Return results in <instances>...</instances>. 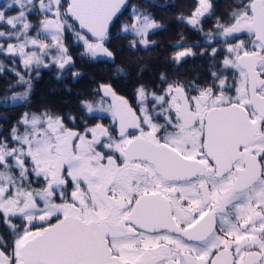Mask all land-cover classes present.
I'll list each match as a JSON object with an SVG mask.
<instances>
[{
  "label": "snow or ice",
  "instance_id": "6c2138e0",
  "mask_svg": "<svg viewBox=\"0 0 264 264\" xmlns=\"http://www.w3.org/2000/svg\"><path fill=\"white\" fill-rule=\"evenodd\" d=\"M234 9L206 33L212 0L177 17L223 45L203 83L161 73L130 103L101 82L75 114L0 116V264H264V0ZM160 28L128 0H0V73L16 77L0 109L30 107L41 69L75 66L69 35L119 78L111 40L147 49Z\"/></svg>",
  "mask_w": 264,
  "mask_h": 264
},
{
  "label": "trees",
  "instance_id": "16d2710c",
  "mask_svg": "<svg viewBox=\"0 0 264 264\" xmlns=\"http://www.w3.org/2000/svg\"><path fill=\"white\" fill-rule=\"evenodd\" d=\"M237 2L238 0H213V10L215 14L203 19L202 27L204 33L208 32L207 29L212 26L210 21L215 23L217 17L222 20L227 19L228 13L235 10L234 5ZM128 3L130 5L135 4L142 9L148 10L155 20L161 24V28L155 31L153 30L154 32L152 31L149 35V40L155 43L147 49L140 47L136 50H131L126 47L128 40L132 38L131 36L126 40L113 38L110 44H108V47L115 52L116 64L124 67L128 73L127 75L115 78L112 72V68L115 67V65L81 58L79 53L82 48L76 46L71 41L69 35L66 43L70 45V51H72L75 66L65 72L59 79L57 78L56 68L43 70L44 72L41 73L38 79H33L30 107H21L20 109L35 111L41 108H50L54 112L65 115L68 113L75 114L80 99L90 96L95 89V87H93L92 91L89 92L87 87L81 82L88 71L94 67L98 68V73L94 76H96V80H98L99 83H111L118 93L126 95L135 92L139 84H145L147 87L151 84L152 88L153 82L147 84L146 81L155 76L156 73H178L180 71L179 67L182 65L181 63H175L171 57L176 51L183 50L184 47L192 46V50L196 55L186 57L182 62H192L196 57L209 56L201 55L199 54V50H196V42H206L204 34L193 29L187 23L177 20V17L181 13L186 16L191 13L195 0H128ZM126 19L127 14L121 16V20ZM164 19L166 22H164ZM166 23L169 28H174L173 36L169 35L166 37V30L164 29V24ZM116 31V28L112 29L113 33H116ZM178 41L182 47H177ZM217 56H221L220 52ZM8 63L10 64V62ZM17 66V70L23 72L22 68L19 67V62H17ZM102 66H104V69ZM182 67L184 69L192 68L193 63H185ZM103 70L105 71L102 75ZM73 71H79L81 75L78 78H73L71 75ZM120 80L123 81L118 84ZM15 82V75L8 71L6 67L5 71L0 73V93H3L10 84H15ZM17 114L18 113H6L9 123L14 121L15 117L16 119L19 117Z\"/></svg>",
  "mask_w": 264,
  "mask_h": 264
},
{
  "label": "flooded vegetation",
  "instance_id": "af4514ba",
  "mask_svg": "<svg viewBox=\"0 0 264 264\" xmlns=\"http://www.w3.org/2000/svg\"><path fill=\"white\" fill-rule=\"evenodd\" d=\"M212 4H213V0H212ZM211 27L209 29H211L214 26V23L211 22ZM207 29V30H209ZM211 47L213 46H208V44L203 41V42H196V50H199V54L206 50L208 52L209 56H204V57H196L194 58L193 61V67L192 68H187L184 69L183 67H179V72L178 73H165L169 79V81L173 80V79H180L183 80L185 82H191L192 80H197L198 82L203 83L205 81L204 77L206 76V79L209 77L210 72L212 70H215L213 68V65L215 64L216 66H219V61L222 60V57H215V59H213L212 55H211ZM221 49V48H219ZM221 51H223V49H221ZM220 51V54H221ZM222 55V54H221ZM208 66V67H203V66ZM209 71V72H208ZM203 78V80H202ZM149 88H151V84L149 86ZM119 95L124 96L126 99L129 100L130 103H135V92L132 93H128L126 95L124 94H120ZM105 122H107V120H105Z\"/></svg>",
  "mask_w": 264,
  "mask_h": 264
},
{
  "label": "rangeland",
  "instance_id": "374dc122",
  "mask_svg": "<svg viewBox=\"0 0 264 264\" xmlns=\"http://www.w3.org/2000/svg\"><path fill=\"white\" fill-rule=\"evenodd\" d=\"M185 1H188V0H185ZM226 5H227V3H226ZM225 5V6H226ZM164 13V12H163ZM34 21L35 20H37V18L36 17H33L32 18ZM164 22H166V20L164 19ZM169 24V23H168ZM169 25H171V26H173L172 24H169ZM164 29L166 30V37L167 36H173V31H174V28H169V26L167 25V23L166 24H164ZM155 31V30H154ZM153 31V32H154ZM211 46H213V47H217V48H221V49H223V45L222 44H219V43H213ZM82 51V50H81ZM80 51V52H81ZM70 54L72 55V51H70ZM221 56H216V57H222L223 58V55H224V51H221ZM159 59V58H158ZM185 63H189V64H192L193 63V61L192 62H189V61H187V62H181V65L182 66H184V64ZM181 66V67H182ZM203 66V65H202ZM203 67H208V66H203ZM51 68H55V66H53V67H51ZM102 68L104 69V66H102ZM49 69V68H48ZM23 70V69H22ZM43 70H45V69H41L40 70V75H41V73L42 72H44ZM162 70V69H161ZM24 71V70H23ZM105 70H103L102 71V75H103V72H104ZM209 72V71H208ZM98 73V68H96V67H94V68H92L91 70H89L88 71V73L86 74V76L84 77V78H82V80H81V82L87 87V90L89 91V92H91L92 91V88L93 87H95V88H97V86L99 85L98 83V80H96V76H94V75H96ZM168 73V72H167ZM33 76H35V73H33L32 74ZM93 75V76H92ZM160 75H161V72L160 73H156L155 74V76H153L151 79L149 78L147 81H146V83L147 84H149V83H151V82H153L152 84V87H159V86H161V83H160V79H159V77H160ZM92 76V77H91ZM40 77V76H39ZM35 79H38V78H35ZM204 79L206 80V76L204 77ZM202 80H203V78H202ZM123 80H120L119 82H118V84H120L121 82H122ZM80 84V83H79ZM16 90L17 91H21V90H23L22 89V87H17L16 88ZM21 107H18V108H14V109H12V110H10V111H8V112H5L3 109H1L0 110V116H6V113H8V114H12V113H18L17 115L19 116L20 115V113L21 112H23V111H25V110H28V111H32V110H30V109H25V110H22V109H20ZM22 110V111H21ZM19 111H20V113H19ZM19 117H17V119H18ZM15 120H16V117H15ZM14 120V121H15ZM14 121H12V122H14ZM11 123V122H10ZM0 124H3L4 125V127L5 128H7V124H5V123H3V120H0ZM7 125V126H6Z\"/></svg>",
  "mask_w": 264,
  "mask_h": 264
}]
</instances>
